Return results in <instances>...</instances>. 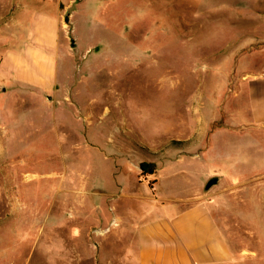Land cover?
Wrapping results in <instances>:
<instances>
[{"label":"rangeland","instance_id":"1","mask_svg":"<svg viewBox=\"0 0 264 264\" xmlns=\"http://www.w3.org/2000/svg\"><path fill=\"white\" fill-rule=\"evenodd\" d=\"M50 17L52 85L0 67V264H134V234L176 200L209 203L237 264H264L242 82L264 73V0H0V63Z\"/></svg>","mask_w":264,"mask_h":264},{"label":"crops","instance_id":"2","mask_svg":"<svg viewBox=\"0 0 264 264\" xmlns=\"http://www.w3.org/2000/svg\"><path fill=\"white\" fill-rule=\"evenodd\" d=\"M57 30V20L46 18L38 33L35 29L29 32V41L19 49H8L0 63L3 75L19 83L52 85L56 78ZM242 82L252 126L264 131V73ZM180 202L184 201L154 204L156 216L134 234L128 258L134 264H237L238 255L210 204L198 201L182 206ZM240 257L244 258L243 254Z\"/></svg>","mask_w":264,"mask_h":264},{"label":"water","instance_id":"3","mask_svg":"<svg viewBox=\"0 0 264 264\" xmlns=\"http://www.w3.org/2000/svg\"><path fill=\"white\" fill-rule=\"evenodd\" d=\"M218 182H219L218 176L212 177L206 186V190H209L213 185L217 184Z\"/></svg>","mask_w":264,"mask_h":264},{"label":"trees","instance_id":"4","mask_svg":"<svg viewBox=\"0 0 264 264\" xmlns=\"http://www.w3.org/2000/svg\"><path fill=\"white\" fill-rule=\"evenodd\" d=\"M141 168L143 171H147L149 169H155V164L149 163V162H143L141 164Z\"/></svg>","mask_w":264,"mask_h":264}]
</instances>
